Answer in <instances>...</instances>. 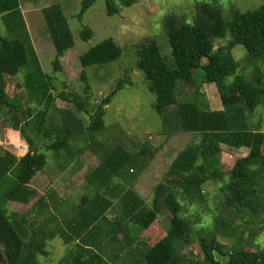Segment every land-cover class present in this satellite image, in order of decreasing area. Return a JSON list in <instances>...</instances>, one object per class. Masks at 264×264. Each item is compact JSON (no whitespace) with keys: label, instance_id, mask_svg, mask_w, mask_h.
<instances>
[{"label":"trees","instance_id":"trees-1","mask_svg":"<svg viewBox=\"0 0 264 264\" xmlns=\"http://www.w3.org/2000/svg\"><path fill=\"white\" fill-rule=\"evenodd\" d=\"M105 1L107 15L117 14L119 9L110 0ZM94 2L82 0L76 17L81 19ZM132 3L127 0L123 5ZM41 12L54 49L53 78L41 69L19 1L0 0V113L6 112L4 127L18 132L27 146L19 158L8 151L0 154V240L11 249L7 264H38L37 257L46 254L47 244L56 237L73 247L68 251L67 264H222L216 254L227 257L224 264H264V249L230 252L217 240V234L228 227L227 219L264 213V132L247 124L248 117L264 103V85L259 74L248 81L231 56V50L241 46L248 60L264 63V4L244 13L232 11L229 22L222 19L218 8L202 4L192 25L174 18L165 22L168 60L152 40L137 50L136 68L155 95L152 109L162 118V124L170 132L199 138L198 143L185 146L176 155L154 187L149 204L132 189L138 171L146 164L141 158L144 153H130L124 148L125 134L120 128L121 136L112 134L103 141L107 130L113 129L104 125L105 108L120 83L92 114L81 96L63 91L57 96L76 113L89 115L90 121L83 129L89 137H83L78 146L75 130H82L80 122L70 112L57 109L52 94L55 77L61 73L60 59L72 49L73 38L58 5ZM91 35V30L84 27L80 39L88 40ZM223 38H228L226 45L215 48L214 41ZM120 55L121 49L112 39L103 40L78 57L81 77L86 68L107 65ZM24 67V96L11 99L5 91V78L15 77ZM196 71H200L201 84L214 85L222 110L203 111L191 101L178 99L176 84L191 82ZM229 77L233 80L228 85ZM170 132L164 131V135ZM222 145L248 150L226 172L220 161ZM83 149L94 154L99 163L85 176L91 191L78 203H55L47 218L37 224L7 208L9 203L27 204L37 196L29 185L47 166L45 153H52L61 162L59 168L66 169L78 160ZM207 185L219 186L222 196L217 201L222 215L214 219V232L198 240L202 260L192 262L182 254L189 244L192 225L182 215L177 198L189 207L203 204V188ZM113 202L120 209L110 220L107 214ZM159 215L167 216L169 225L158 237L150 236ZM50 226L54 231L47 232Z\"/></svg>","mask_w":264,"mask_h":264},{"label":"rangeland","instance_id":"rangeland-1","mask_svg":"<svg viewBox=\"0 0 264 264\" xmlns=\"http://www.w3.org/2000/svg\"><path fill=\"white\" fill-rule=\"evenodd\" d=\"M82 0H19L23 5L24 17L30 43L37 55L42 71L53 78L52 61L54 60V49L49 37V33L44 26L42 10L49 6L58 5L62 14L67 20L74 45L60 59L61 73H56L53 82L55 89L53 97L55 106L64 112H70L72 116L80 122L82 130H75L77 145L80 146L82 138L89 137L83 129L88 125L89 115L76 113L75 108L64 103L57 96L63 91L74 93L86 99V107L90 114L102 99L109 96L116 90L120 83V89L111 98L109 105L105 108L103 122L107 130L104 140L112 134L121 136L119 128L124 132V148L135 153L142 151V160L146 164L138 171L135 189L140 196L149 201L151 190L165 175L167 168L175 157L185 146L198 142V137L191 134H183L172 131L162 124V118L152 109L155 103V95L149 92L147 82L143 74L136 68L137 50L148 40L155 41L161 53L169 59L170 49L166 38L165 22L169 18H174L177 22L192 25L195 20L197 9L200 5L206 4L218 8L221 11L222 19L229 22L232 11L241 13L254 10L264 4V0H132L129 6L123 5L127 0H110L119 11L117 14L108 16L106 13V1L95 0L93 5L86 10L81 19L76 17L80 10ZM24 3L29 4V11H26ZM86 27L92 32L88 40L80 39L81 30ZM2 34H5L2 32ZM106 39H112L121 49L120 57L104 66H91L85 69L81 77L82 68L78 57ZM228 38L216 39L215 48L225 46ZM231 56L240 65L245 78L250 81L256 74L262 77L264 85V63L248 60L247 53L241 46H235L231 50ZM202 64L205 63L203 59ZM27 71V67L22 68L15 77H6L5 91L11 99L24 96L22 76ZM200 71L194 73L191 82L179 81L176 84V94L180 100L191 99L192 96L203 100L199 95L205 90H209V84H201L198 80ZM233 78L226 79V84H231ZM61 82L63 85H61ZM87 89L85 90L86 83ZM23 101V100H22ZM6 112L0 113V154L8 151L17 158L22 157L27 149L26 144L19 138L18 132L8 130L3 125ZM247 124L251 129L264 132V103L248 117ZM170 132V135H164ZM96 136V135H95ZM94 136V137H95ZM103 138V137H102ZM122 138V137H120ZM43 141L39 140V145ZM80 144V145H79ZM107 147V146H106ZM83 153L71 166L60 169L58 162L53 158L52 153H45L47 166L41 173H37L31 185L40 194L52 193L57 199L61 197L57 194V189L69 186L71 191H67L70 196V205L77 203L76 198L83 194L90 193L91 189L85 183L87 176L99 163V160L90 151L83 149ZM222 168L235 162L234 159L225 154H221ZM218 185H210L203 188L205 203L189 207L178 197L182 206V215L188 218L191 227L189 244L182 250V254L189 261H201L202 255L199 249L198 240L200 237H208L216 229L214 219L222 215L219 210L220 196ZM52 188V189H51ZM49 189V190H48ZM83 190V191H82ZM80 193V194H79ZM7 208L10 211L24 212L29 216H34L35 206L9 203ZM39 213L38 219L44 218L45 214ZM118 215L115 208L107 214L109 219ZM40 220V221H41ZM169 225L168 217L159 215L154 223L152 234L158 237ZM222 229V233L217 234V240L228 247L230 252L236 249H264V213H259V217H251L249 214L236 216L227 219V223ZM54 231L50 226L47 232ZM143 234L141 235V237ZM236 243L237 246L233 247ZM73 247L64 246L59 238H54L47 244L46 254L38 256V264H67L70 259L68 251ZM9 245L0 240V264H7L11 258ZM215 258L224 264L227 257L218 254Z\"/></svg>","mask_w":264,"mask_h":264},{"label":"crops","instance_id":"crops-1","mask_svg":"<svg viewBox=\"0 0 264 264\" xmlns=\"http://www.w3.org/2000/svg\"><path fill=\"white\" fill-rule=\"evenodd\" d=\"M19 1V0H18ZM19 6H20V10H21V13H22V15H23V18H24V20H25V17H24V10H23V5H21V3L19 2ZM24 6L26 7V11H29V4L28 3H24ZM26 23V22H25ZM27 28V27H26ZM210 85V84H209ZM199 95H202V97H204L203 98V100H200L198 97H196V96H192V98L191 99H183V100H180L179 99V97H178V99L180 100V101H191L192 103H194V104H196L201 110H203V111H220V110H222V106H221V103H220V100H219V96H218V93H217V91H216V88L214 87V85H210L209 86V90H205L203 93H199ZM198 141H199V139H198ZM198 143V142H197ZM195 144V143H194ZM180 152V151H179ZM178 152V153H179ZM177 153V154H178ZM225 154V155H227L228 157H230V158H232V159H234L235 161L237 160V159H240V158H243V157H245L246 155H247V153H248V150L247 149H232V148H229V147H226V146H221V154ZM176 154V155H177ZM176 155H175V157H176ZM174 157V158H175ZM173 158V159H174ZM173 159H172V161H173ZM171 161V162H172ZM220 161H221V164H224L223 163V161L221 160V158H220ZM171 162H170V164H171ZM235 163V162H234ZM234 163H232L231 165H229V166H225L224 165V168L225 169H223L222 168V171L223 172H226L227 170H229L232 166H233V164ZM169 164V165H170ZM35 177V176H34ZM34 177H33V179H34ZM139 178V176H137V179ZM33 179L31 180V182L33 181ZM137 179L134 181V184H133V187H132V189H133V191L139 196V198H141L142 200H144V202L146 203V204H149L150 202H151V199L149 200V201H146L145 199H143L141 196H140V194L136 191V189H135V183H136V181H137ZM163 179V177L161 178V180ZM160 180V181H161ZM159 181V182H160ZM70 182V181H69ZM69 182H68V184H67V186H64V187H62L61 189H57L58 191H57V194H58V196L59 197H61L60 199H57L56 198V195L55 194H52V193H50V194H48L47 192H46V196H44L45 194H40L39 193V191L37 190V189H35L32 185H31V183H30V187L33 189V190H35V192H36V194H37V196L32 200V201H30L29 203H27V204H23V205H31V206H35V209L37 210L36 212H35V214H34V216H29V215H25L24 214V212L22 213V212H19V213H21L23 216H25V218L28 220V221H33V222H35L36 224L38 223V221H40L41 219H38V216H39V213H37V212H40L41 214H43L41 211H43L44 212V214H45V216H44V218H42V220H44L45 218H47V216H48V214L50 213V212H52V209H53V207H54V205H55V203H60V202H63V201H66V200H69V201H71V198H70V196H68V193H67V191H71V188H70V186H69ZM158 182V183H159ZM157 183V184H158ZM156 184V185H157ZM155 185V186H156ZM154 186V187H155ZM207 186H209L210 187V185H207ZM154 187H153V189H154ZM52 189V188H51ZM153 189L151 190V198H152V194H153ZM49 190V189H48ZM83 191V190H82ZM80 194V193H79ZM84 195V194H83ZM83 195H81L80 197H78V198H76V200H77V203L80 201V198H82V196ZM38 198H41L40 199V201H38ZM18 204H20V203H18ZM117 209L118 210V212H119V206L116 204V202H113V207H112V209L109 211V212H112L114 209ZM109 212H108V214H109ZM107 218H108V216H107ZM109 219V218H108ZM110 220H112V219H110ZM58 238V237H57ZM60 239V238H59ZM61 240V242H62V244L64 245V246H67V245H65L64 244V242H63V240L62 239H60ZM51 242V241H50ZM49 242V243H50ZM77 242V241H76ZM71 245H73V244H71Z\"/></svg>","mask_w":264,"mask_h":264},{"label":"built area","instance_id":"built-area-1","mask_svg":"<svg viewBox=\"0 0 264 264\" xmlns=\"http://www.w3.org/2000/svg\"><path fill=\"white\" fill-rule=\"evenodd\" d=\"M26 146V145H25ZM26 149H27V146H26Z\"/></svg>","mask_w":264,"mask_h":264}]
</instances>
